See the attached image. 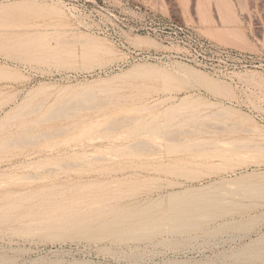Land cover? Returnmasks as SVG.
<instances>
[{
	"label": "rangeland",
	"instance_id": "374dc122",
	"mask_svg": "<svg viewBox=\"0 0 264 264\" xmlns=\"http://www.w3.org/2000/svg\"><path fill=\"white\" fill-rule=\"evenodd\" d=\"M53 6L60 13H51ZM1 7L0 42L26 39L30 41L28 50L33 51L38 40V44L48 40L55 45L58 36L76 39L75 43L69 39L73 40V61L66 64L14 58L0 51V70L4 72L0 74V256L4 254L5 261L264 264V257L240 254L264 238V199L247 197L241 190L244 184L240 186L243 177L252 180L264 175V0H0ZM171 24H178L182 30L175 33ZM136 25L146 30H132ZM80 36L96 44L87 47L77 42L82 40ZM95 47L101 48V54L94 52L92 57L104 63L89 65L82 56ZM140 67L151 71L135 75L133 71ZM88 86L95 92L104 88H115V92L107 98L99 95L88 104L76 103L77 92ZM182 98L197 103L179 108L176 121L195 114L198 122L172 126L171 140L152 130L130 137L131 128L117 122L119 118L139 115L145 117L144 122L164 125V109L178 105ZM29 109L33 112L27 115L28 121L45 118L41 128L73 122L77 125L72 131L33 144H8L12 136L21 134L20 119ZM215 112L223 116L214 117ZM140 141L148 144L142 149L129 147ZM241 143L252 146L236 149L235 144ZM182 144L186 149L191 147L186 150ZM173 145L179 147L174 149ZM212 185L218 186L217 192L224 200L218 208L224 206L221 212L226 213L215 221L210 209L203 208L204 213L198 208L202 215L211 213L203 218L196 211V215L191 214L200 217L180 212L197 222L207 218L199 222L204 229L201 225L200 229H186L191 232L189 236L186 230V234L184 230L181 235L173 231L170 234L172 229L163 227L167 221L169 225L173 223L168 220L167 201L166 205L158 203L164 211L156 204L157 211L161 210L159 215L166 212L162 215L165 218L161 217L162 221L166 219L163 224L161 221L162 227L158 223L160 227L146 225V231L144 226L130 228L134 238L130 237V229L110 235L101 224V233L93 237L83 228L99 219L94 217L102 207L100 217H111L113 205L124 202L136 190L140 189L137 193L142 199L156 196L158 200L171 192L204 191ZM105 188L106 193H102ZM112 189L119 193L113 194ZM102 196L107 202L111 196L105 204L110 210L102 205ZM112 196L118 200L114 202ZM17 200H21L19 206L12 207L10 204ZM251 203L257 205L249 207ZM81 223L84 230L79 227ZM221 223L222 227L218 226ZM158 227L162 229L158 231ZM138 228L141 233L149 231L153 235L144 240ZM152 228L158 235L154 236ZM74 229L81 230L80 234ZM164 229H169L168 234ZM121 234L129 238L124 236L121 241ZM3 256L0 264H8Z\"/></svg>",
	"mask_w": 264,
	"mask_h": 264
},
{
	"label": "bare ground",
	"instance_id": "6f19581e",
	"mask_svg": "<svg viewBox=\"0 0 264 264\" xmlns=\"http://www.w3.org/2000/svg\"><path fill=\"white\" fill-rule=\"evenodd\" d=\"M6 8V7H5ZM1 10H0V12H2V10H4V8L3 7H1L0 8ZM50 12L51 13H56V14H58V13H60V9H58L57 7H51L50 8ZM8 35V34H7ZM46 36V35H45ZM63 36V35H62ZM34 37V36H33ZM37 37V36H36ZM36 37L34 38L35 40H36ZM39 37V36H38ZM37 37V38H38ZM81 37V36H80ZM79 37V38H80ZM78 38V39H79ZM82 38V37H81ZM80 38V39H81ZM34 39L32 40L31 39V42L33 43V41H34ZM70 39V38H69ZM69 39H65L64 37H61V36H58L57 38H56V44L54 45H52L51 43L52 42H50V41H48V40H46V41H42L40 44H38L39 43V40H38V43L36 44V42L37 41H35V46L36 47H34V49H33V51H30V50H28V46H30L29 44H30V41L29 42H27L26 41V39H24V41H21L22 39L21 38H19V40H18V38H17V40H10V41H7V42H0V51H3V52H5L6 54H9V55H12L14 58H24V59H30V58H32V59H38V60H42V61H51V62H56V63H64V64H66V63H71L72 61H73V52H72V49H71V47H70V45H71V43H73V40L70 42V40L71 39H74V43H75V41H76V39L75 38H71L70 40ZM79 39V40H80ZM29 40V39H28ZM42 40V39H41ZM40 40V41H41ZM85 41H86V43H85ZM77 42H83V44H87V47H88V44H94L95 43V41L93 40V39H90V38H88V39H84L83 40V38H82V40H80V41H77ZM98 42V41H97ZM82 44V43H81ZM96 44V43H95ZM33 46H34V43H33ZM93 46V45H92ZM100 48V47H99ZM101 49V48H100ZM100 49H98V48H94V49H91L90 51L91 52H85L84 54H83V56L82 57H85L86 58V60L87 61H89V65H92V64H94V63H97V64H103L104 62H103V60L102 59H100V58H98L99 60H94V57H92V55H94L93 53L94 52H96V54H101V51H100ZM87 50V49H86ZM32 52H35V53H32ZM76 55V54H75ZM150 69L149 68H137V69H135L134 71H133V73L135 74V75H142V74H147V73H150ZM4 72L3 71H1L0 70V74H3ZM89 87L90 86H88V88L86 89V90H82V91H80V92H77V94H76V96L74 97V101L76 102V103H84V104H88V102H92V101H90V100H92V99H95V98H97L99 95H104L106 98L109 96V95H111L112 93H114L115 92V88H104L103 90H100V89H98V91L100 90V92H95L93 89H89ZM99 93V94H98ZM77 99V100H76ZM190 99V98H189ZM191 100V99H190ZM75 103V104H76ZM153 103V102H152ZM192 103H193V101H191V102H187V99H185V98H182V100H181V102L178 104V105H171V106H169V107H167V108H165L164 109V117H165V123H164V125H159V124H157V122H144V118L145 117H143V116H139V115H131V116H127V117H124V118H119V120H117V122L120 124V125H122V126H128L127 127V129H130L131 128V130H130V137H133V136H140V135H142L144 132H147V131H149V130H152L153 132H162V134H164V136L165 137H167V139H173L172 137H171V135H172V133H174V132H172V130H171V127L172 126H174V125H180L181 127L182 126H184V125H188V123H191L192 125H195L197 122H198V118L196 117V115L195 114H192L191 115V117L189 118V119H187V120H183V121H176L177 120V116H176V112L178 111V110H180L179 108H182V107H189V106H191L192 105ZM195 103H197L196 101H195ZM195 103H193V104H195ZM78 104H76V105H78ZM99 104V103H98ZM103 104V102L102 103H100V105H98V106H101ZM146 105V104H145ZM29 106V105H28ZM70 106H72V104L70 105ZM194 106V105H193ZM201 106V105H200ZM91 107V106H90ZM151 107H153V105L151 106L150 105V108ZM195 107H196V105H195ZM140 108V107H139ZM142 108V107H141ZM143 108L145 109V108H149V106L148 107H144V105H143ZM191 108V107H190ZM194 108V107H193ZM33 109H34V107H33ZM68 109V108H67ZM144 109H141V110H144ZM18 110V109H17ZM35 110V109H34ZM136 110H138V111H140V109H136ZM149 110V109H148ZM21 111V110H20ZM33 111H32V109H29L28 110V113L27 114H24L23 116H21V119H20V126H21V130H20V133L21 134H18L17 136H12L10 139H9V143L8 144H22V145H24V144H33V143H35L36 141H38L39 139H47V138H50L51 136H55L56 134L58 135L59 133H64V132H68V131H72L73 129V127H74V125H77V122H73V123H69V124H67V125H64V126H59V127H55V128H41L40 127V124H41V122H43L44 121V119H42V120H32V121H28L27 120V115L28 114H31ZM60 112H61V110H60ZM160 112V111H159ZM17 113V112H16ZM15 113V115H17V118H19V116L20 115H18L19 114V111H18V114H16ZM55 113V112H54ZM53 113V114H54ZM59 113V112H58ZM62 113V112H61ZM60 113V114H61ZM216 113V112H215ZM214 113V117H216V115H221V113L220 112H217L216 114ZM23 114V113H22ZM48 114H50V113H48ZM52 114V115H53ZM212 114V113H211ZM42 115V114H41ZM44 115V114H43ZM56 115V114H55ZM40 116V115H39ZM49 116V115H48ZM48 116H45V117H47L48 118ZM161 116V115H160ZM159 116V117H160ZM210 116V115H209ZM208 116V117H209ZM212 116H213V114H212ZM221 116H223V114L221 115ZM206 117V116H205ZM204 117V118H205ZM211 117V116H210ZM50 118V117H49ZM48 118V119H49ZM207 118V117H206ZM12 119H15L14 117L12 118ZM47 119V120H48ZM51 119H52V117H51ZM86 119V118H85ZM115 119V118H114ZM113 119V120H114ZM117 119V118H116ZM115 119V120H116ZM156 119V118H155ZM11 120V119H10ZM9 120V121H10ZM78 120H80V119H78ZM88 120V119H87ZM112 120V121H113ZM114 120V121H115ZM84 121V120H83ZM112 121H110V122H112ZM18 122V121H17ZM88 122H90V121H88ZM108 122V121H107ZM1 124V123H0ZM87 124V123H86ZM4 125H5V121H4ZM80 125V124H79ZM108 125V124H107ZM110 125V124H109ZM108 125V126H109ZM115 125V124H114ZM2 126V125H1ZM0 126V127H1ZM92 126V125H91ZM78 127V126H77ZM85 127V126H84ZM110 127H112V125H110ZM115 127H116V125H115ZM117 127H118V125H117ZM116 127V128H117ZM130 127V128H129ZM81 128V127H80ZM94 128V127H93ZM109 128V127H108ZM112 130H113V127H112ZM87 131V130H86ZM175 131V130H174ZM176 131H179V130H176ZM182 131V130H181ZM180 131V132H181ZM93 133V132H92ZM176 133V132H175ZM179 133V132H178ZM181 133H183V131L181 132ZM185 134H186V132H184ZM187 133H189L190 134V131L189 132H187ZM192 134V133H191ZM11 135V134H10ZM183 139V138H182ZM181 139V140H182ZM184 139H186V137L184 138ZM175 140V139H174ZM176 140H178L177 138H176ZM179 140H180V138H179ZM191 140V139H190ZM2 141V140H1ZM7 141V140H6ZM187 141V140H186ZM188 141H189V139H188ZM200 141V140H199ZM8 142V141H7ZM7 142H5V144L7 143ZM146 142V144H144ZM140 141V142H137L136 144L135 143H133V144H128L129 145V147L131 148V147H134L135 146V149H136V147H138L137 149H139V148H143L144 147V145H147L148 143H147V141ZM202 142V141H201ZM188 143V142H187ZM189 143H190V141H189ZM194 143V142H193ZM196 143V142H195ZM194 143V144H195ZM4 144V145H5ZM10 144V145H11ZM151 144V143H150ZM175 144H176V142H175ZM3 145V144H2ZM14 145V146H15ZM133 145V146H132ZM185 145V144H184ZM183 144H182V146H184ZM189 145H191V144H189ZM197 145V144H196ZM256 145V144H255ZM127 146V145H126ZM186 146V145H185ZM184 146V147H185ZM200 146V145H199ZM199 146H196V147H199ZM235 148L237 149V148H246L247 146H249V147H251L252 145L251 144H235ZM177 147H179V146H176L175 148H174V145L172 146V148H174V149H177ZM188 148L189 147H191V146H187ZM194 147H195V145H194ZM195 147V148H196ZM253 147H255V146H253ZM6 148V147H5ZM129 148V149H130ZM187 148V149H188ZM233 148V147H232ZM248 148V147H247ZM179 149V148H178ZM185 149H186V147H185ZM186 149V150H187ZM194 149V148H193ZM186 150H184V151H186ZM192 150V149H191ZM197 150H198V148H197ZM119 151H121V150H119ZM123 151V150H122ZM183 151V150H182ZM190 151V150H189ZM239 151V150H238ZM129 152V151H128ZM234 152V151H233ZM237 153V152H236ZM130 154V153H129ZM235 154V153H234ZM104 155V154H103ZM98 156V155H97ZM93 157H95V156H93ZM106 157V156H105ZM97 158V157H96ZM94 159V158H93ZM101 159V158H100ZM61 164V163H60ZM62 164H64V163H62ZM66 164V163H65ZM84 164H82V166H83ZM65 166V165H64ZM243 181H240V186H242L243 184V186L241 187V190L243 191L242 193L243 194H245L247 197L248 196H254L255 198L257 197L258 199H264V175H258V176H255V178H253L252 180H250V179H248V178H246V177H243V178H241ZM123 180V179H122ZM125 180V179H124ZM127 181H129V180H127ZM132 181V184H133V182H134V180H131ZM130 181V182H131ZM129 182V183H130ZM242 182V183H241ZM137 183V182H136ZM138 183H140V182H138ZM143 183V182H142ZM70 185V184H69ZM134 185H136V184H134ZM133 185V186H134ZM238 185V186H239ZM90 186H91V184H90ZM121 186V185H120ZM210 186V185H209ZM131 187V186H130ZM129 187V188H130ZM218 186H216V187H213V185H212V187H209V188H207V190H204V191H201V190H196V189H186V190H182V191H178V192H171L170 194H169V196L168 197H166V195H164L166 198H164L163 196L162 197H160V198H158V200L156 199L157 197L155 196V198H148V196H147V198L148 199H142V197H140L139 196V188H137V186H136V188L137 189H139V190H136V189H134V190H136L135 192H134V194L133 193H131V194H133V195H131L130 193V195L132 196H130V197H128V196H126L127 198L126 199H128L129 198V201L127 200L126 201V199H125V197L123 196V194H121L122 192H126L127 190H121L122 192L120 193L121 194V196H123L124 198H123V200L125 199V201L124 202H121L120 201V203L118 202V204H117V202H116V206L115 205H113L114 206V208H112L113 209V212H111L112 213V216L111 217H107V216H109L108 215V213H105V212H103V213H105V214H107V215H104L103 213V215L104 216H106L107 218H101L100 217V213L103 211V207L102 208H100L101 209V212L99 213V214H97L95 217H94V219H96V217H98L99 216V219H96V220H93V222L91 221L90 223H88V224H85V226L83 225V228H87L89 231V233L90 234H88V235H91V236H98L101 232H100V229H99V227L100 226H105L106 227V229H107V231H108V233L110 234H112L113 232H115V233H117V232H125V231H127L128 229H130V228H136V227H140V226H144V230L146 231V229H145V226L147 225V226H151V227H153V226H156L158 223H160V225H161V221H162V218L164 219L165 217H162V215L164 216V214L166 213H164V212H162V214H158V213H161V210H160V212H158L157 211V207L158 206H160L161 208H163V210L162 211H164V207H162V205H159L158 203L159 202H163V203H161V204H164V202H166L167 201V212H168V214L167 215H169L170 216V218H168V220L170 219V222H173V223H171V225H169V221H167V222H165L166 224H168L167 226L165 225V223L163 224V222L164 221H166V219L165 220H163L162 221V224H163V227L165 228V227H168L169 229L171 228L172 230H169V231H171V233L170 234H180V232L182 233V230H184V232H185V230L186 229H195L196 230V228H199L200 227V225L201 224H203V223H199L200 221L201 222H204V219H201V218H203L202 216H204L205 214V210L203 209V208H206L207 209V211H209V209L212 211L211 213L213 214L212 215V217L214 216V220L218 217V216H222V214H223V212H221V210H222V208L224 207L223 205V207H221V210L218 208L219 207V205H220V203H222L221 201H224L223 200V198H222V200H221V197L222 196H220L221 194H219L217 191V188ZM67 188V187H66ZM219 188H221V187H219ZM126 189V188H125ZM147 189V188H146ZM145 189V190H146ZM99 190V189H98ZM103 191H102V193H106V188L105 189H102ZM107 190H109V189H107ZM130 192H132V190H130V189H128ZM144 190V189H143ZM61 191V190H60ZM83 191V190H82ZM100 191V190H99ZM112 191H114L113 189H112ZM120 191V190H119ZM137 191H138V193H137ZM148 191H150V190H148ZM240 191V190H239ZM107 192H109V191H107ZM145 192H147V191H144L143 193H145ZM152 192V191H151ZM150 192V193H151ZM3 193V192H2ZM9 193V192H8ZM11 193V192H10ZM43 193V192H42ZM111 193V192H110ZM114 193H119L118 192V190H117V192L116 191H114L113 192V194ZM126 193H128V191L126 192ZM141 193V192H140ZM149 193V192H148ZM149 193V194H150ZM7 194V193H6ZM59 194V193H58ZM109 194V193H108ZM113 194H110V195H113ZM129 194H127V195H129ZM138 194V195H137ZM152 195H154V193H151ZM235 194V193H234ZM238 194V193H237ZM8 195V194H7ZM103 195V194H102ZM107 195V194H106ZM106 195H103V196H105L106 197ZM124 195H125V193H124ZM145 195V194H144ZM161 195V194H160ZM239 195V194H238ZM2 196V195H1ZM17 196V195H16ZM90 196V195H89ZM102 196V197H103ZM114 196V195H113ZM113 196H112V199H114V202H115V199H117L118 197H119V195L117 196V198H113ZM105 197H103L104 199H102V200H106L105 199ZM111 197V196H110ZM110 197H109V199H110ZM151 197V196H150ZM235 197V196H234ZM240 197V196H239ZM242 197H244V196H242ZM246 197V198H247ZM120 198V197H119ZM109 199H108V202H109ZM121 199V198H120ZM119 199V200H120ZM231 199V198H230ZM249 199H251V198H249ZM118 200V199H117ZM116 200V201H117ZM122 200V199H121ZM226 200V199H225ZM65 201V200H64ZM80 201V200H79ZM85 201H87V200H85ZM98 201V200H97ZM102 202V205H103V203H104V205L103 206H105V204H107L108 202H107V200L105 201V202ZM110 201H111V199H110ZM113 201V200H112ZM238 201V200H237ZM254 201V200H253ZM20 202H21V200H17V201H15V202H12L10 205L12 206V207H17V206H19V204H20ZM59 202V201H58ZM62 202V201H61ZM73 202V201H72ZM91 202V201H90ZM107 202V203H106ZM113 202V203H114ZM231 202V201H230ZM233 202H235V201H233ZM232 202V203H233ZM26 203V202H25ZM78 203V202H77ZM240 202H238L237 204H239ZM61 204V203H60ZM64 204H66V203H64ZM101 204V203H100ZM158 206H157V205ZM225 204V203H224ZM228 204V203H227ZM241 204V203H240ZM239 204V205H240ZM242 204H243V202H242ZM244 204H245V202H244ZM248 203H246V205H247ZM250 204V203H249ZM248 204V205H249ZM251 204H253V205H250L249 207H254V206H256L257 204H254V203H251ZM53 205V204H52ZM62 205V204H61ZM78 205V204H77ZM86 205V204H85ZM92 205V204H91ZM109 205H110V203H109ZM164 205H166V204H164ZM245 205V206H246ZM68 206V205H67ZM84 206V205H83ZM107 206V205H106ZM104 207V208H108V207ZM157 206V207H156ZM234 206V205H233ZM242 206V205H241ZM240 206V207H241ZM245 206H243V207H245ZM35 207V206H34ZM112 207V206H111ZM159 207V208H160ZM1 208V207H0ZM93 208V207H92ZM110 208V207H109ZM108 208V209H109ZM160 208V209H161ZM201 208V210L204 212L203 213V215H202V213L200 214L199 212H202L201 210H199V209ZM76 209V208H75ZM198 209V210H197ZM1 210H3V209H1ZM77 210H78V208H77ZM110 210V209H109ZM7 211V210H6ZM18 211V210H17ZM65 211V210H64ZM98 211H100V210H98ZM108 211V210H107ZM197 212L199 215H201V220L200 219H198V220H200V221H195V220H189V216L191 215L192 217L194 216V213H193V215L191 214L192 212ZM199 211V212H198ZM90 212V211H89ZM109 212V211H108ZM158 212V213H157ZM180 212L182 213L183 212V214H184V216H188L187 217V219L183 216V215H181L180 214ZM195 212V215L197 214ZM231 212V211H230ZM85 213V212H84ZM88 213V212H87ZM211 213H209L208 212V214H206V215H209L210 214V216H211ZM224 213H226V212H224ZM38 214V213H37ZM221 214V215H220ZM227 214H228V212H227ZM227 214H224V215H227ZM63 215V214H62ZM198 215V216H199ZM205 215V216H206ZM30 216V215H29ZM61 216V215H60ZM60 216H58L57 215V217H60ZM102 216V215H101ZM168 216V217H169ZM190 216V217H191ZM198 216H194V218L195 217H198ZM204 216V217H205ZM52 217V216H51ZM62 217V216H61ZM66 217H67V215H66ZM74 217V216H73ZM162 217V218H161ZM167 217V216H166ZM200 217V216H199ZM207 217V216H206ZM212 217L211 218H209L208 220H209V223L211 224V222H210V220H212ZM224 217V216H223ZM30 218V217H29ZM53 218V217H52ZM70 218V217H69ZM219 218V217H218ZM221 218V217H220ZM21 219V218H20ZM57 219V218H56ZM60 219V218H59ZM71 219V218H70ZM196 219V220H197ZM207 219V218H206ZM205 219V220H206ZM48 220V219H47ZM203 220V221H202ZM217 220V219H216ZM215 220V221H216ZM250 220V219H249ZM252 220V219H251ZM40 221V220H39ZM43 221H45V220H43ZM49 221V220H48ZM65 221V220H64ZM231 221H233V220H231ZM54 222V221H53ZM214 222V221H213ZM212 222V223H213ZM225 222H228V221H225ZM247 222V221H246ZM249 222V221H248ZM252 222V221H251ZM50 223H52V222H50ZM207 223H208V221H207ZM206 223V224H207ZM208 223V224H209ZM28 224V223H27ZM30 224V223H29ZM34 224V223H33ZM75 224V223H74ZM84 224V223H83ZM101 224H103V225H101ZM206 224H205V226H206ZM226 224V223H225ZM240 224V223H239ZM245 224H247V223H245ZM245 224H244V226H245ZM78 225H80V224H78ZM222 225V223L220 224V225H218V226H221ZM241 225V224H240ZM146 226V227H147ZM157 226H159V225H157ZM199 226V227H198ZM203 226V229H204V225H201V227ZM231 226H233V225H231ZM236 226H238V225H236ZM242 226V225H241ZM247 226H248V224H247ZM60 227V226H59ZM73 227H76V225L74 226L73 225ZM73 227H71V229L73 228ZM78 227V226H77ZM80 227V229L81 230H84V229H82V223H81V226H79ZM160 227V226H159ZM159 227H158V231L160 230V229H162V228H160L159 229ZM161 227H162V225H161ZM210 227V226H209ZM215 227H217V226H215ZM222 227V226H221ZM235 227V226H234ZM239 227V226H238ZM249 227V226H248ZM86 228H85V231H86ZM149 228V227H148ZM154 228V227H153ZM153 228H152V230H153ZM207 228H208V226H207ZM206 228V229H207ZM212 228H214L213 226H212ZM220 228V227H219ZM236 228V227H235ZM39 229V228H38ZM69 229V228H68ZM71 229H69V232H70V230ZM77 229V228H76ZM79 229V228H78ZM101 229H104L105 230V228H103V227H101ZM132 229V230H133ZM142 229H143V227H142ZM156 230H157V227L155 228ZM153 230L154 231V234H155V232H156V230ZM200 229V228H199ZM205 229V230H206ZM226 229V228H225ZM238 229H240V227L238 228ZM245 229H247V228H245ZM65 231H66V229H64ZM75 230V229H74ZM81 230H79V231H81ZM139 232L138 233H141V228H140V230H139V228L137 229ZM137 230H135L136 232H137ZM143 230V231H144ZM147 230H149V229H147ZM151 230V229H150ZM168 230H165L164 229V231H165V233L166 234H168L167 233V231ZM198 230V229H197ZM209 230V229H208ZM220 230V229H219ZM218 230V231H219ZM224 230V229H223ZM78 231V230H77ZM76 230H75V232H77ZM78 231V232H79ZM85 231H83V232H85ZM106 231V230H105ZM129 231V230H128ZM145 231L144 232H142L141 233V235H142V237L144 238V240H146L145 238H147L148 236H149V234L150 233H145ZM152 231V232H153ZM162 231V230H161ZM160 231V232H161ZM168 231V232H169ZM174 233H173V232ZM191 231V230H190ZM201 231V230H200ZM204 231V230H203ZM67 232V231H66ZM72 232H74V231H72ZM131 232H133V231H131V229H130V231H129V234L131 233ZM160 232H159V234H160ZM163 232V231H162ZM186 232H187V235H188V232L189 231H187L186 230ZM186 232L184 233V234H186ZM192 232H195V231H192ZM198 232V231H197ZM35 233V232H34ZM33 233V234H34ZM82 233V232H81ZM134 233L135 232H133L131 235L132 236H130L129 234H127V233H125V235L127 234V235H129L130 237H133V235H134ZM137 233V234H138ZM164 233V232H163ZM163 233H161L162 235H163ZM189 233H191V232H189ZM78 234H80V232L78 233ZM104 234V233H103ZM110 234V235H111ZM148 234V235H147ZM157 234V233H156ZM156 234L154 235V236H156ZM165 234V235H166ZM169 234V235H170ZM183 234V233H182ZM203 234H205V233H203ZM216 234V233H215ZM31 235V234H30ZM114 235V234H113ZM119 235V234H118ZM122 235V234H121ZM124 235V236H125ZM139 235V234H138ZM138 235H135V238H137V236ZM150 235H153V234H150ZM158 235V234H157ZM181 235V234H180ZM197 235V234H196ZM107 236H109V235H107ZM124 236L122 235L120 238V240L122 241L123 239H124ZM161 236V235H160ZM189 236V235H188ZM110 237V236H109ZM126 238H129L128 236H125ZM164 237V236H163ZM183 237V236H182ZM186 237V236H185ZM99 238V237H98ZM106 238V237H105ZM112 238V237H111ZM123 238V239H122ZM134 238V237H133ZM140 238V236L137 238V239H139ZM176 238V237H175ZM190 238V237H189ZM116 239V238H115ZM154 239V238H153ZM155 239H157V238H155ZM160 239V238H159ZM164 239V238H163ZM167 239V238H166ZM166 239H165V241H166ZM169 239V238H168ZM182 239V238H181ZM187 239V238H186ZM118 240V239H117ZM148 240V239H147ZM171 240V239H170ZM169 240V241H170ZM161 241V239L160 240H158V242H160ZM161 243V242H160ZM159 243V244H160ZM167 243H168V240H167ZM171 244V243H170ZM174 244V243H173ZM182 244V243H181ZM178 246V245H177ZM242 253V256L243 255H247V256H250V257H264V238L263 239H261L255 246H253V247H247V248H244V249H242L241 251H240V254ZM4 255V254H3ZM3 255H1L0 257H2ZM7 256L5 255V258H6ZM9 257V256H8ZM11 257V256H10ZM245 257V256H244ZM243 258V257H242ZM252 258V259H253ZM256 258V259H257ZM2 259V258H1ZM7 259H9V258H7ZM12 259H13V257H12ZM252 259H247V260H249V261H252ZM260 259H262V258H260ZM3 261H5V259H4V256H3V259H2ZM1 260V261H2ZM10 260V259H9ZM245 260V259H244ZM8 261V260H7ZM7 261H5V262H7ZM11 261V260H10ZM14 261V259L12 260V262ZM256 261V260H255ZM259 261H261V260H259ZM4 262V263H5ZM257 262V261H256ZM8 263V262H7ZM9 264V263H8ZM261 264H262V262H261Z\"/></svg>",
	"mask_w": 264,
	"mask_h": 264
},
{
	"label": "built area",
	"instance_id": "2783aa9c",
	"mask_svg": "<svg viewBox=\"0 0 264 264\" xmlns=\"http://www.w3.org/2000/svg\"><path fill=\"white\" fill-rule=\"evenodd\" d=\"M169 27V26H168ZM170 27L175 29V33L177 32V30H182V27L179 26L178 24H171ZM132 30L134 31H141V30H146L145 27L141 26V25H136L134 27H132ZM172 38H175V36H172ZM174 41H177L176 38L174 39Z\"/></svg>",
	"mask_w": 264,
	"mask_h": 264
}]
</instances>
